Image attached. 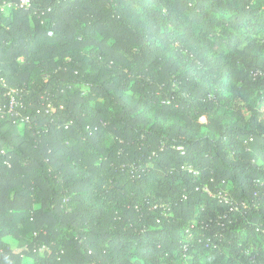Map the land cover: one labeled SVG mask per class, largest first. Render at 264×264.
I'll use <instances>...</instances> for the list:
<instances>
[{
	"label": "trees",
	"instance_id": "1",
	"mask_svg": "<svg viewBox=\"0 0 264 264\" xmlns=\"http://www.w3.org/2000/svg\"><path fill=\"white\" fill-rule=\"evenodd\" d=\"M20 4L0 264H264V0Z\"/></svg>",
	"mask_w": 264,
	"mask_h": 264
},
{
	"label": "built area",
	"instance_id": "2",
	"mask_svg": "<svg viewBox=\"0 0 264 264\" xmlns=\"http://www.w3.org/2000/svg\"><path fill=\"white\" fill-rule=\"evenodd\" d=\"M21 6H29V0H21ZM9 7H12V4L8 5Z\"/></svg>",
	"mask_w": 264,
	"mask_h": 264
}]
</instances>
